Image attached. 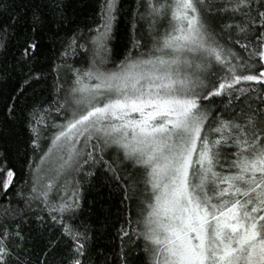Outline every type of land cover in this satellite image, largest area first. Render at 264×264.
I'll list each match as a JSON object with an SVG mask.
<instances>
[{
	"label": "snow or ice",
	"instance_id": "obj_1",
	"mask_svg": "<svg viewBox=\"0 0 264 264\" xmlns=\"http://www.w3.org/2000/svg\"><path fill=\"white\" fill-rule=\"evenodd\" d=\"M115 12L105 0L87 38L62 41L54 98L24 115L27 178L17 184L0 156V264H49L58 242L39 261L24 250L21 224L36 211L61 230L58 264H91L89 228L67 218L98 168L135 202L119 229L123 264L124 248L141 241L147 264H264V0H140L134 19L150 45L134 40L119 60L109 47ZM16 20L0 23V51ZM43 25L34 11L16 47L25 86L45 77L35 67Z\"/></svg>",
	"mask_w": 264,
	"mask_h": 264
},
{
	"label": "trees",
	"instance_id": "obj_2",
	"mask_svg": "<svg viewBox=\"0 0 264 264\" xmlns=\"http://www.w3.org/2000/svg\"><path fill=\"white\" fill-rule=\"evenodd\" d=\"M4 2L7 7L0 5V23L7 21L9 15L17 17V20L16 35L9 41L8 49L0 51V156H6L9 166L14 167L19 184L27 178L29 160L33 156L30 147L31 134L25 126V112L34 103L47 104L54 98L55 73L52 72V68L60 62L58 57L63 50L62 41L73 34L87 38L89 31L101 24V10L105 0H4ZM139 5L140 0H116V19L109 42L112 57L116 60L122 59L123 55L132 49L134 40L141 41L145 47L150 45L151 38L147 32V25L134 19ZM34 11L42 14L44 19L43 29L37 36L40 51L35 58V67L44 72L45 77L25 86L27 68L21 71L20 66L16 64L18 56L16 47L31 23ZM71 62L70 59L69 63ZM76 66H81L79 58ZM18 94L19 99L13 101L12 97ZM12 103H15L16 110L10 118L7 108ZM48 134L43 133L45 136ZM41 144L46 148V141L41 140ZM14 191L15 188L9 195ZM123 195L116 182L110 179L103 169H96L94 177L82 181L81 208L75 216L67 220L73 225H86L89 228L91 264H123L119 229L125 223L129 208L133 216L135 214V202L124 201ZM13 203H16L15 199ZM36 215H44L46 223L43 227L35 219ZM24 219L28 220V223L21 224L26 237L25 253L33 261H39L44 259V251L49 242H58L55 252L48 255L49 264H58L60 257L67 252L65 241L60 239L59 226L53 224L46 213L39 211L29 212ZM12 227H15V224H12ZM124 250L128 254V264H147L142 241L138 247L128 246Z\"/></svg>",
	"mask_w": 264,
	"mask_h": 264
}]
</instances>
